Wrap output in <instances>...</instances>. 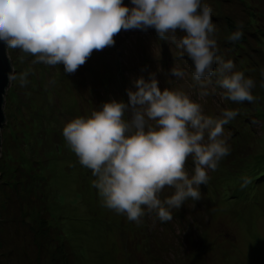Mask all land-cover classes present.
I'll use <instances>...</instances> for the list:
<instances>
[{
	"label": "rangeland",
	"instance_id": "rangeland-1",
	"mask_svg": "<svg viewBox=\"0 0 264 264\" xmlns=\"http://www.w3.org/2000/svg\"><path fill=\"white\" fill-rule=\"evenodd\" d=\"M123 3L132 6L131 0ZM202 3L212 8L217 54L254 81V102L221 99L224 90L216 77L209 94L199 99L193 62L187 56L177 61V50L172 52L154 28L121 30L113 46L94 50L72 74L63 64H34L33 56L7 49L17 79L9 80L2 106L0 264H264V184L254 172L264 163V0ZM237 25L244 35L231 42ZM176 63L185 72L183 79L172 74ZM25 70L29 75L22 86L18 77ZM150 74L161 90L183 88L202 104L205 115L217 117L225 108L238 115L224 127L230 154L209 171L208 184L200 185L201 199L173 209L171 221L146 212L137 224L103 205L95 177L79 163L62 130L113 98L127 102L132 81ZM194 167L189 157V174ZM244 176L252 183L241 188ZM172 191L165 188L161 199ZM230 195L240 201L226 200ZM41 218L53 229L35 238L32 231ZM60 241L68 255L60 253L56 263L49 246Z\"/></svg>",
	"mask_w": 264,
	"mask_h": 264
},
{
	"label": "clouds",
	"instance_id": "clouds-1",
	"mask_svg": "<svg viewBox=\"0 0 264 264\" xmlns=\"http://www.w3.org/2000/svg\"><path fill=\"white\" fill-rule=\"evenodd\" d=\"M131 5L123 0H0V41L7 49L33 56L34 64H63L64 71L72 74L94 50L113 46L121 30L154 28L172 52L177 50L173 52L177 61L187 56L193 62L199 99L209 94L216 77L215 83L224 90L221 99L255 101L254 81L234 70L231 59L217 54L216 25L207 3L131 0ZM242 28L237 25L228 40H241ZM172 74L177 79L185 76L178 63ZM28 75V70L19 74L22 86ZM15 79L10 73V82ZM132 83L127 102L115 98L104 102L90 115L68 121L62 134L79 163L91 170L93 186L106 208L137 224L146 212L168 222L173 209L201 199L200 185L208 184L209 171L230 154L224 127L238 110L225 108L217 117L205 115L202 104L183 88L161 90L155 74ZM189 157L195 165L191 174L186 168ZM251 183L244 176L240 186ZM165 188L173 191L161 199Z\"/></svg>",
	"mask_w": 264,
	"mask_h": 264
},
{
	"label": "trees",
	"instance_id": "trees-1",
	"mask_svg": "<svg viewBox=\"0 0 264 264\" xmlns=\"http://www.w3.org/2000/svg\"><path fill=\"white\" fill-rule=\"evenodd\" d=\"M235 27L233 26V28L231 30L235 31ZM243 37V36H242ZM263 151H264V148H263ZM264 165V163H262ZM261 164V166H262ZM259 167V168H256L254 171L255 173H259L258 176H257V181H262L263 184H264V166L262 167ZM234 178V177H233ZM238 196H235V195H230L228 197H226L227 199L226 200H229L230 202H238L240 201L239 198H237ZM225 200V199H224ZM51 225L49 224V222L46 220V219H39V223L37 224V227L35 230H33L32 232L35 234V238H37L36 236L37 235H41V236H44L46 237V235H48V233L52 230L53 228L50 227ZM39 244V243H38ZM45 245V244H44ZM64 246H65V243L62 241H60V243L56 242L52 245H50L49 247H52L53 248V256L52 258L56 261L57 263V256L61 253V255L63 257H67L68 253H64ZM46 249L49 250L48 246H46ZM55 256H56V259H55Z\"/></svg>",
	"mask_w": 264,
	"mask_h": 264
},
{
	"label": "water",
	"instance_id": "water-1",
	"mask_svg": "<svg viewBox=\"0 0 264 264\" xmlns=\"http://www.w3.org/2000/svg\"><path fill=\"white\" fill-rule=\"evenodd\" d=\"M12 73V65L8 57V51L6 44L3 41H0V129L5 122L4 109L2 108L5 93L9 84V75ZM1 139V131H0ZM1 146V142H0Z\"/></svg>",
	"mask_w": 264,
	"mask_h": 264
}]
</instances>
